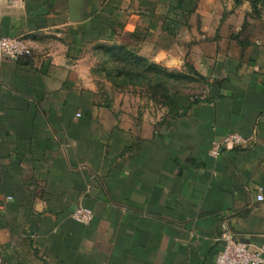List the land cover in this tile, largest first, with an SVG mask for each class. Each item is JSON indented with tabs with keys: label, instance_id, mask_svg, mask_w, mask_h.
<instances>
[{
	"label": "crops",
	"instance_id": "1",
	"mask_svg": "<svg viewBox=\"0 0 264 264\" xmlns=\"http://www.w3.org/2000/svg\"><path fill=\"white\" fill-rule=\"evenodd\" d=\"M10 1L1 33L33 57L0 63V264H217L224 228L264 245V45L245 10L83 0L74 22L70 0ZM125 35L150 63L190 65L205 97L155 118L119 89L101 94L83 55ZM79 206L91 223L71 218Z\"/></svg>",
	"mask_w": 264,
	"mask_h": 264
},
{
	"label": "rangeland",
	"instance_id": "2",
	"mask_svg": "<svg viewBox=\"0 0 264 264\" xmlns=\"http://www.w3.org/2000/svg\"><path fill=\"white\" fill-rule=\"evenodd\" d=\"M235 7L245 10V29L264 45V0H245ZM122 40L125 50L113 52L110 46L93 44L83 55L101 94L109 95L113 89H119L120 94L130 95V103L143 109V114L155 118L163 110L168 116L176 115L184 106L205 97L207 83L190 65L165 69L139 55L140 38L130 42L125 35ZM105 100L110 101V97Z\"/></svg>",
	"mask_w": 264,
	"mask_h": 264
},
{
	"label": "built area",
	"instance_id": "3",
	"mask_svg": "<svg viewBox=\"0 0 264 264\" xmlns=\"http://www.w3.org/2000/svg\"><path fill=\"white\" fill-rule=\"evenodd\" d=\"M19 0H12L9 6L15 7ZM33 57V49L28 41L22 37H7L0 30V63L20 62ZM225 142L238 143L241 140L237 136H231ZM224 142H215L211 151L212 156L219 154ZM259 201L264 197L259 195ZM71 218L80 224H89L94 219V213L90 209L79 206L72 213ZM218 241L222 244V251L217 256V264H264V245L251 248L240 241L229 229L224 228Z\"/></svg>",
	"mask_w": 264,
	"mask_h": 264
},
{
	"label": "water",
	"instance_id": "4",
	"mask_svg": "<svg viewBox=\"0 0 264 264\" xmlns=\"http://www.w3.org/2000/svg\"><path fill=\"white\" fill-rule=\"evenodd\" d=\"M83 2V0H70L69 14L72 21L75 22L80 19V9L83 6Z\"/></svg>",
	"mask_w": 264,
	"mask_h": 264
},
{
	"label": "trees",
	"instance_id": "5",
	"mask_svg": "<svg viewBox=\"0 0 264 264\" xmlns=\"http://www.w3.org/2000/svg\"><path fill=\"white\" fill-rule=\"evenodd\" d=\"M243 1H245V0H233V2L235 3V5H238L239 4V2L241 3V2H243ZM120 50H125V47H123V46H119V47H112V51L114 52V51H120ZM154 68H157V67H155L154 66ZM159 69V73L161 72V69L160 68H158ZM196 73V72H195ZM197 74V73H196ZM199 75V74H198ZM200 76V75H199ZM206 81V80H205ZM199 103V101H195V102H193L192 104H198ZM192 104H189L188 106H184L183 108H181V112L179 113H176V115H172V117H177V116H180V115H182V114H184L185 112H186V110L188 109V107L190 106V105H192Z\"/></svg>",
	"mask_w": 264,
	"mask_h": 264
}]
</instances>
